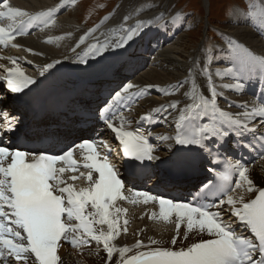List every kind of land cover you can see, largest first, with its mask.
<instances>
[{
	"label": "snow or ice",
	"instance_id": "snow-or-ice-1",
	"mask_svg": "<svg viewBox=\"0 0 264 264\" xmlns=\"http://www.w3.org/2000/svg\"><path fill=\"white\" fill-rule=\"evenodd\" d=\"M0 8L3 9L0 10V17H7L20 25L15 32H5L4 28H0V40L5 37L8 40L14 39L16 34L24 35V27L38 19L11 6L8 0H0ZM25 17L28 19L25 20ZM152 30L151 25L141 21L130 26L122 37L113 42L101 43L97 40L88 48L86 58L76 61L68 58L70 63L77 64V69L70 71L99 69L109 73L116 62L124 61L129 50ZM204 55L206 59L203 66L200 60H193L188 75L199 73L206 76L211 85V98L199 97L200 103L195 105L191 114L190 128L177 123L175 137L163 136L161 139L174 141L175 146L180 145L189 152L193 149L202 150L208 160L213 151L218 152L226 143H230L232 148V137L240 129L247 128L248 120L258 116L264 126V110L235 116L220 111L217 115L215 105L219 94L213 76L233 78L235 84L224 87L240 90L245 89L254 77L258 82H264V54L254 55L232 39H226L223 45L211 44ZM214 62L227 66L217 67L212 72L210 66ZM15 63L16 58H13ZM55 65L60 67L48 63L40 73L41 76L47 79L67 67L60 60L55 61ZM7 75L6 89L13 94L23 93L28 96L43 83L26 76L19 67L9 69ZM186 83L187 79L178 81L177 88L184 87ZM121 85V90H114L109 94V100L96 108L95 115L106 123L119 141L125 158L123 173L109 162L107 154L100 158L95 139L81 137L77 142L71 137H65L58 145L28 146L25 141L30 138L23 121L15 117L9 119L5 112V119L8 120L6 131L13 135L9 139L0 133V257L8 258L4 256L6 250L18 264H62L57 254L62 243L83 247L94 241L97 245L102 243L108 264H264V182L256 187L244 162L237 160L235 165L229 164L224 172L215 173L216 162L211 160L212 166H208V171L215 175L201 183L195 192L179 199L127 186L134 184L139 175L152 169L156 161L166 164L173 177H179L201 157L178 156L164 160L154 155L157 149L149 143L145 134L125 131L123 111L130 109L138 96L131 93L134 88L131 82L124 84L121 81ZM163 91L167 92L166 89ZM115 102L124 103L119 113V126L113 123L115 113L105 116ZM185 107L192 109L193 105ZM176 108L177 102H173L167 107L161 106L158 111L163 112V118L167 119L168 110ZM184 110L180 109L182 112ZM87 115L85 113L86 119ZM241 115L245 121L243 124ZM209 117L211 122H206ZM151 118L145 115L141 121L148 122ZM16 124L19 127H15ZM172 150L170 146L169 152ZM74 154L83 158V164L73 159ZM81 168L86 172L80 171ZM228 169L238 173L234 186L226 183L230 180ZM69 171L73 173L71 176L66 175ZM217 176L220 183L216 182ZM78 179L85 180L87 186L75 187L71 182ZM241 188L254 198L245 199L243 194L238 197L231 194ZM209 195L217 198L209 201ZM117 201L158 203L160 218L169 221L175 216L177 232L170 239L171 247L161 246L149 237L147 243L138 239L132 248H117L112 242L121 231L127 232L128 224L127 219L123 224L120 222L125 210L117 206ZM225 205L228 206L227 211ZM184 223L187 231L181 239L179 230ZM105 225L106 231L103 229ZM241 225L252 236L245 235L243 229L237 231ZM188 232H194L195 238L185 244ZM114 253L119 254L118 259H113Z\"/></svg>",
	"mask_w": 264,
	"mask_h": 264
},
{
	"label": "bare ground",
	"instance_id": "bare-ground-1",
	"mask_svg": "<svg viewBox=\"0 0 264 264\" xmlns=\"http://www.w3.org/2000/svg\"><path fill=\"white\" fill-rule=\"evenodd\" d=\"M28 1L8 0L11 6L27 12L29 17H37L38 19H34L24 27V35L16 34L15 38L11 40L5 37L0 42L5 41L11 47L16 48L19 58L21 60H28L27 65H30V67L21 65L18 61L13 64V58L6 56L5 52L0 51V77L6 76L8 69L16 67H19V69L28 68L25 71L31 73L32 76L38 75L46 69L48 63H53L55 67H60L59 65H55V61L57 60L62 61L67 66L57 72L61 75L76 77L85 74L103 73L99 69L82 72L70 71V69L76 70L77 64L75 62L70 63L68 58H72L73 61L79 58H86L85 53H87L88 48L90 45L97 43V40L101 43L113 42L122 37L124 31L130 26H135L141 21L152 26V32L129 50L126 59L124 61H117L115 64L118 66L128 61L127 65L129 68L125 69L122 75L117 76L116 81L119 86H122L121 81L124 84L131 82L134 85L131 93L138 96V99L131 105V108L123 112V128H131L141 120L142 116L150 115L152 118L148 123L151 126L148 129L155 136V148L157 149L155 153L164 156V159L173 156L175 152L174 141L162 140L161 137H175V125L177 123L183 125L185 128H190L192 126L191 114L195 110V105L200 103L199 97L211 98V85L208 83L207 77L199 73L193 76L188 75V69L193 60H200L201 67L203 66L206 59L204 55L205 50L203 51L198 46L197 48L200 49L189 54L186 59L181 60L178 55L179 52L167 48L173 37L184 28L181 16L175 12H171L168 8V3L167 6L154 10L146 6V8L140 10H131L132 8L130 7L123 13L119 12L118 8L103 18L101 23L97 24L98 26L87 29L80 26L76 21V16L73 14L63 17L58 16L60 13L65 12L73 0H61L59 3L55 1V4L52 2H39L37 0H30L32 3ZM205 4H208V0L207 2L205 0ZM0 10L3 9L0 8ZM71 13H74V11ZM66 16L69 18L63 19ZM5 18L7 17H0V28H4L5 32H15L20 27V25L9 18L8 22H4ZM24 19L27 20L28 17ZM235 19L242 21L240 23L241 27L238 28L239 31L235 30L236 32L225 33L226 39H232L254 55L264 54V2L260 4L258 12L251 19L239 16V14L235 16ZM245 20H249V22ZM243 24L245 27H243ZM206 28L208 29V24ZM77 53L80 54L79 57ZM13 57L16 56L14 55ZM147 66L149 70L144 71ZM225 66L227 65H219L214 62L210 66V71L214 72L217 67ZM118 71L122 73V70L118 69ZM185 79L188 80V83L184 87L177 88L178 81ZM193 82L195 83V89L193 88ZM213 82L217 86L219 94L215 105L217 115L220 111H225L235 116L247 112L264 110V82H258L255 77L243 90L224 87V85L235 84L234 79L231 77L221 79L213 76ZM165 89L167 90L166 93L163 91ZM222 91H226V93ZM173 102H177V108L169 109L167 119H164L165 114L158 110L161 106L167 107ZM124 103H122V108L124 107ZM188 104L193 105V108L187 109L185 106ZM180 109L185 110L182 112ZM114 113L116 115L119 114L116 113L115 109L111 108L108 115L111 116ZM206 122H211L210 117L206 118ZM244 122V117L241 115V123L243 124ZM120 123V116L118 115L115 124L119 126ZM253 134L264 137V126H262L260 117L258 116L248 120L247 128L240 129L232 137L234 145L232 148L230 143H226L228 147L223 145L220 149H223V152L226 154H231L233 148H240L244 144H247ZM221 139L224 138L221 137ZM158 140L166 142V153H160ZM251 142L255 143L254 138H251ZM170 146L173 147L171 153L169 152ZM217 147L219 148V146ZM248 169L249 177L255 180L256 186H260L264 182V161L254 167H248ZM243 190L245 189L241 188V192L238 195H234V197H238L241 194L245 196V199L254 197ZM134 205L129 207V210L132 211L126 214L128 221L127 232L121 231L120 235L112 243L117 248L124 246L132 248L138 239L147 243L148 238L151 237L158 241L161 246L171 247L170 239L177 232H174V222L172 220H157L152 214L156 206L154 202L147 204L136 203ZM141 206H147L148 209L144 211ZM131 222L134 225L129 227ZM96 227L99 228L101 226L98 225ZM103 229L106 231L107 226H103ZM179 231L180 238L183 239L184 232L187 231L185 223L181 225ZM194 238V232H188V239H185L184 243L186 244L188 240ZM70 246L71 249L69 251L65 247L62 248V264H108L107 253L104 251L102 243L97 245L96 242L92 241L83 247ZM177 247H179V244ZM4 256L8 258L4 259L0 257V264H10L12 258L13 264H18L15 258L9 256L6 250H4ZM118 258L119 254L114 253L113 259Z\"/></svg>",
	"mask_w": 264,
	"mask_h": 264
},
{
	"label": "rangeland",
	"instance_id": "rangeland-1",
	"mask_svg": "<svg viewBox=\"0 0 264 264\" xmlns=\"http://www.w3.org/2000/svg\"><path fill=\"white\" fill-rule=\"evenodd\" d=\"M37 1H42L45 3L52 2L55 4V1L58 0ZM259 1L260 0H208V4L206 5L205 0H88L87 2H84L81 7L78 6L75 1L71 4L72 9L65 11L60 17L73 14L76 16V21L81 24V21L84 19L83 12L85 10L88 12L87 4L89 3V5L91 4V15L90 18H87L88 16H86V21H88L90 24L92 22H98L99 13L102 10H97L96 6H99L101 3L103 4L101 5L103 10L113 7V11L119 8L118 11L123 13L130 7L132 8L131 10H140L146 7L154 10L167 6L168 3L169 10L184 16V23H186L184 32L177 37L175 40L176 42L173 41L172 44L167 47L173 51L176 50L175 52H179L178 55L182 60L186 59L192 52L200 49L197 48L198 46H200L204 51L205 49H208L213 43L217 45L221 44L224 39V37L220 35L221 33L239 31L238 28H240L241 25L236 26L235 24H230V20L235 15L239 14L241 10L256 12L259 9ZM28 2L32 3L30 0ZM79 3L81 4V1H79ZM72 11H74V13H71ZM67 16L63 19L69 18ZM232 21H236L235 17ZM207 22H210L212 26H209L206 32ZM243 27H245L244 24ZM180 32L181 31L178 33ZM172 45L173 47H171ZM0 49L2 51L6 50V54L8 56H10L9 53H16V51L10 47H7L6 49ZM190 49L191 51H189Z\"/></svg>",
	"mask_w": 264,
	"mask_h": 264
}]
</instances>
